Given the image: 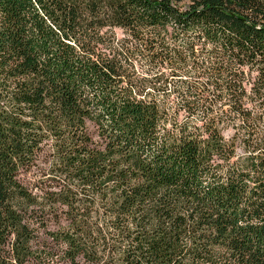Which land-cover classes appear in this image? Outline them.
<instances>
[{"label": "trees", "instance_id": "1", "mask_svg": "<svg viewBox=\"0 0 264 264\" xmlns=\"http://www.w3.org/2000/svg\"><path fill=\"white\" fill-rule=\"evenodd\" d=\"M0 264H264V0H0Z\"/></svg>", "mask_w": 264, "mask_h": 264}, {"label": "rangeland", "instance_id": "2", "mask_svg": "<svg viewBox=\"0 0 264 264\" xmlns=\"http://www.w3.org/2000/svg\"><path fill=\"white\" fill-rule=\"evenodd\" d=\"M116 31V34H117V36L120 38V37H122V31L120 30V29H116L115 30ZM238 125V124H237ZM239 130L236 128V127H233V129L231 128V129H228V130H226V135L227 136H230V135H232V134H234L235 132H238ZM241 152V151H240ZM239 152V153H240ZM21 180L23 181V182H25V183H27V182H29L30 180H32V176L30 175V174H24L22 177H21Z\"/></svg>", "mask_w": 264, "mask_h": 264}]
</instances>
